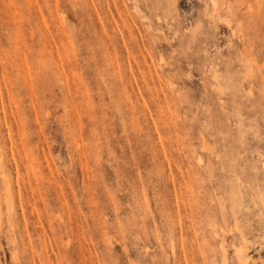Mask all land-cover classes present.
I'll return each mask as SVG.
<instances>
[{
    "label": "rangeland",
    "instance_id": "rangeland-1",
    "mask_svg": "<svg viewBox=\"0 0 264 264\" xmlns=\"http://www.w3.org/2000/svg\"><path fill=\"white\" fill-rule=\"evenodd\" d=\"M243 260L264 0H0V264Z\"/></svg>",
    "mask_w": 264,
    "mask_h": 264
},
{
    "label": "bare ground",
    "instance_id": "bare-ground-1",
    "mask_svg": "<svg viewBox=\"0 0 264 264\" xmlns=\"http://www.w3.org/2000/svg\"><path fill=\"white\" fill-rule=\"evenodd\" d=\"M217 75V74H216ZM217 77V76H216ZM219 82V81H218ZM221 83H218V85H220ZM219 87V86H218ZM242 253H240V255H241ZM245 255V254H244ZM244 258V257H243ZM248 258V257H247ZM249 259V258H248ZM247 260V259H246ZM245 260V261H246ZM244 261V260H243ZM245 261H244V263L243 264H247V263H245ZM246 262H248V261H246ZM254 262V261H253Z\"/></svg>",
    "mask_w": 264,
    "mask_h": 264
}]
</instances>
